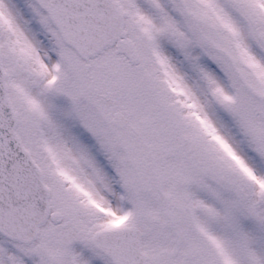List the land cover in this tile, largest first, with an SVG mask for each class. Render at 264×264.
Wrapping results in <instances>:
<instances>
[{
  "label": "snow or ice",
  "instance_id": "obj_1",
  "mask_svg": "<svg viewBox=\"0 0 264 264\" xmlns=\"http://www.w3.org/2000/svg\"><path fill=\"white\" fill-rule=\"evenodd\" d=\"M0 264H264V0H0Z\"/></svg>",
  "mask_w": 264,
  "mask_h": 264
}]
</instances>
